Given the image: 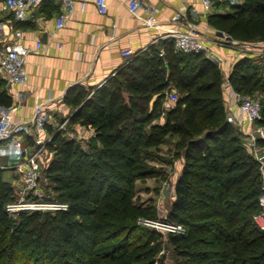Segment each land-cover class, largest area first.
Listing matches in <instances>:
<instances>
[{
  "label": "trees",
  "instance_id": "obj_1",
  "mask_svg": "<svg viewBox=\"0 0 264 264\" xmlns=\"http://www.w3.org/2000/svg\"><path fill=\"white\" fill-rule=\"evenodd\" d=\"M226 5V12L208 15L212 28L231 41L264 42V0ZM254 57L233 64L228 84L235 93L251 96L263 84ZM222 81L216 63L201 53L177 51L166 38L134 53L100 85L69 89L68 121L94 131L99 155L82 165L75 160L81 154L75 143L54 133L55 154L46 171L67 208L19 211L17 219L5 208L15 195L0 167V264L2 257L3 264L154 263V245L163 234L140 222L155 216L136 202L135 184L154 176L143 149L156 147L168 133L181 137L176 156L182 168L167 213L168 222L185 228L167 234L180 264H264V231L252 222L259 211L257 161L242 133L227 122ZM172 91L177 100L164 124L152 125L146 136L144 125L152 119L146 107L158 108ZM12 105L0 80V107ZM260 106L255 124L264 126ZM257 143L264 149V137Z\"/></svg>",
  "mask_w": 264,
  "mask_h": 264
},
{
  "label": "crops",
  "instance_id": "obj_2",
  "mask_svg": "<svg viewBox=\"0 0 264 264\" xmlns=\"http://www.w3.org/2000/svg\"><path fill=\"white\" fill-rule=\"evenodd\" d=\"M2 1L0 22L4 42L19 41L32 51L26 58L27 85L5 82L13 105L0 107V112L9 113L16 121L27 122L37 102L51 113L47 128L54 125L55 118L62 120L72 114L64 102L69 89L77 85L86 88L100 85L128 59L122 55L123 51L141 52L161 39L170 38L173 32L185 31L191 24L208 47L205 56L216 63L221 72L223 100L229 112L234 90L228 84V76L233 64L243 56L259 55L264 47V43L234 40L226 43L209 25L210 13L226 12V2L238 0H216L221 3L209 12L204 10L201 0H149L158 9L152 15L143 10L130 13L122 0H107L106 14L97 12L94 0H73L74 9L59 29L55 21L64 9L62 0H42L34 10V19L23 22L3 11ZM81 2H85L84 10L80 8ZM39 42L41 48H37Z\"/></svg>",
  "mask_w": 264,
  "mask_h": 264
},
{
  "label": "built area",
  "instance_id": "obj_3",
  "mask_svg": "<svg viewBox=\"0 0 264 264\" xmlns=\"http://www.w3.org/2000/svg\"><path fill=\"white\" fill-rule=\"evenodd\" d=\"M130 13L143 10L146 14L152 15L158 11L157 7L152 5L149 0H122ZM42 3V0H3L1 9L9 12L12 17L19 22L34 19L35 9ZM64 9L61 11L55 21L56 28H62L69 13L74 9L73 0H62ZM202 6L206 12L213 7L212 0H201ZM96 10L100 14H106L107 0H94ZM81 10L85 8V2L80 3ZM173 40L177 51L185 53L200 54L208 52V47L198 35L195 26L189 25L183 32H173L169 35ZM226 36H224V40ZM39 42L37 48H41ZM32 51L30 47L24 46L19 41L4 42L3 24L0 22V80L12 85L25 87L28 83V74L26 71V58ZM163 55V50L159 53ZM122 55L130 58L134 55L131 50H125ZM165 105L170 106L171 101L177 100L174 92L167 93ZM261 118L260 103L247 95L233 93V103L227 114V122L233 124L244 136V145L257 161L258 172L260 175V195L259 211L252 217L254 226L264 231V149L257 143L258 136L255 135L259 128H255V123ZM51 121L50 111L41 104H35L32 118L27 122H20L6 112H0V143H4L19 149L22 152V160L13 168L20 176L23 196L18 203L8 204L7 211H25V210H64L66 203H50L41 201H26L25 196L28 193L36 191L38 186V173L40 164L38 157L51 137L47 130V125ZM142 224L149 223V220H141ZM153 226L167 234H182L185 228L181 224L168 221H155ZM158 230V231H159Z\"/></svg>",
  "mask_w": 264,
  "mask_h": 264
},
{
  "label": "rangeland",
  "instance_id": "obj_4",
  "mask_svg": "<svg viewBox=\"0 0 264 264\" xmlns=\"http://www.w3.org/2000/svg\"><path fill=\"white\" fill-rule=\"evenodd\" d=\"M255 44H263L260 40L253 41ZM201 54H206L202 52ZM254 58H258L259 62H254L255 69L258 74L264 79V47L261 48L259 55ZM174 92V91H172ZM175 93V92H174ZM168 97V95H167ZM250 98L258 101L264 105V82L260 89ZM167 99V98H166ZM176 101H171L170 106L165 105V100L158 108H153L152 105L146 107V113L152 115V119L144 125V134L148 136L150 134V127L152 125H163L166 119V110L171 106H174ZM226 102H224L225 104ZM140 107L144 104L140 103ZM226 105V104H225ZM68 116L62 118H55L54 125H51L49 129V136L52 138L54 133H60L62 139L73 141L75 146L81 151V154L76 157V161L82 165L87 166L89 162H93L99 155V143L95 140L93 130H88L79 123H70ZM53 120V119H52ZM50 126V125H47ZM255 128H259V131L255 132L258 137H264V126L256 125ZM241 140L244 141V136L241 134ZM181 139L178 134L168 133L161 137V142L155 147H147L143 149L144 160L152 168L153 175L142 180H138L135 184L136 202L147 207L154 214V219H149V223L143 225L147 228L159 230L154 227L155 221H167V213L174 199V187L177 177L181 171L182 158L177 157L176 154L182 153V149L178 146ZM250 153V149H246ZM54 145L52 142H48L47 146L42 149L38 162L40 164V170L38 173V186L36 191L28 193L25 196L26 201H41L50 203H62L63 197L60 196L59 191L56 190L53 179L46 171L49 162L54 157ZM22 160L21 151L13 146L1 143L0 144V165H5L3 178L14 188V199L5 204L7 208L8 204L18 203L23 196V188L21 186L20 176L13 168L19 161ZM7 210V209H6ZM28 212L35 210H25ZM38 211H50L55 210H38ZM13 219H17L19 211H7ZM163 234L162 240L154 245L156 257L154 263L151 264H180L181 258L177 256L173 248L167 241V233L159 230ZM1 259V258H0ZM1 260L4 263V258Z\"/></svg>",
  "mask_w": 264,
  "mask_h": 264
},
{
  "label": "water",
  "instance_id": "obj_5",
  "mask_svg": "<svg viewBox=\"0 0 264 264\" xmlns=\"http://www.w3.org/2000/svg\"><path fill=\"white\" fill-rule=\"evenodd\" d=\"M217 35H218L219 37H221V38H224V34H223L222 32H219V31H218V32H217ZM230 41H231V40H230L229 38H226V39H225V42H226V43H230Z\"/></svg>",
  "mask_w": 264,
  "mask_h": 264
}]
</instances>
